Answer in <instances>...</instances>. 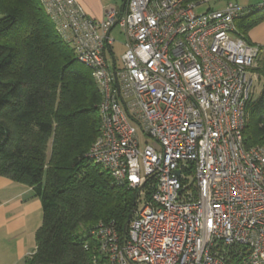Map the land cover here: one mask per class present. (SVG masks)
Wrapping results in <instances>:
<instances>
[{"label":"built area","instance_id":"2783aa9c","mask_svg":"<svg viewBox=\"0 0 264 264\" xmlns=\"http://www.w3.org/2000/svg\"><path fill=\"white\" fill-rule=\"evenodd\" d=\"M39 1L100 92L87 156L137 191L123 234L89 231L102 264H264V146L242 133L264 45L235 25L264 0L199 13L215 0H125L101 19L76 0Z\"/></svg>","mask_w":264,"mask_h":264},{"label":"trees","instance_id":"16d2710c","mask_svg":"<svg viewBox=\"0 0 264 264\" xmlns=\"http://www.w3.org/2000/svg\"><path fill=\"white\" fill-rule=\"evenodd\" d=\"M264 7L239 16L246 32ZM255 70L264 77V51ZM100 92L39 0H0V176L32 188L42 222L24 264H102L89 231L126 230L137 191L87 152L99 134ZM243 144L264 146V81L246 107ZM86 246V247H85Z\"/></svg>","mask_w":264,"mask_h":264},{"label":"crops","instance_id":"0c3cea01","mask_svg":"<svg viewBox=\"0 0 264 264\" xmlns=\"http://www.w3.org/2000/svg\"><path fill=\"white\" fill-rule=\"evenodd\" d=\"M76 1L93 19H101L107 8L120 10L125 5V0ZM41 222V202L32 188L0 176V264H24L35 248Z\"/></svg>","mask_w":264,"mask_h":264},{"label":"rangeland","instance_id":"374dc122","mask_svg":"<svg viewBox=\"0 0 264 264\" xmlns=\"http://www.w3.org/2000/svg\"><path fill=\"white\" fill-rule=\"evenodd\" d=\"M119 1V0H118ZM220 2V3H219ZM240 4L248 3L249 5H254L257 3V0H246V1H238ZM224 3L223 0H215L211 1L210 3L204 4L199 6L196 9V12H203L206 11L208 8H220L222 4ZM255 9L254 7L252 10ZM111 36L115 38V42L112 45V50H113V57L116 60V63L120 65V56L122 52L124 51V48L121 44L123 41V36L120 34V30L118 27H115L111 31ZM246 36L250 40V42H253L258 45H264V20H261L258 24H256L254 27H252L249 31L246 32ZM108 56H110L108 54ZM258 76L253 81L252 88H251V97L256 98L262 88V84L264 81L263 75L260 73L256 72ZM138 129V136H139V141H140V148L145 146V143H150V140L146 138V136L142 133V131L137 127Z\"/></svg>","mask_w":264,"mask_h":264},{"label":"water","instance_id":"95a60500","mask_svg":"<svg viewBox=\"0 0 264 264\" xmlns=\"http://www.w3.org/2000/svg\"><path fill=\"white\" fill-rule=\"evenodd\" d=\"M176 174L178 175L179 174V171H176ZM131 216V215H130ZM127 226V225H126Z\"/></svg>","mask_w":264,"mask_h":264}]
</instances>
